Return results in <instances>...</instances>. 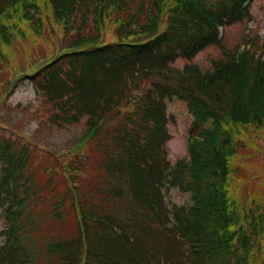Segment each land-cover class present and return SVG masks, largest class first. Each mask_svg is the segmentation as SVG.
Returning <instances> with one entry per match:
<instances>
[{
	"label": "trees",
	"instance_id": "1",
	"mask_svg": "<svg viewBox=\"0 0 264 264\" xmlns=\"http://www.w3.org/2000/svg\"><path fill=\"white\" fill-rule=\"evenodd\" d=\"M46 1L56 22L76 35L67 49L42 56L32 72L13 79L23 67L13 70L4 85L11 90L26 78L54 106V121L85 119L82 141L95 139L104 153L98 148L97 167L82 184L71 168L66 184L62 175L47 173L36 147L0 135L7 226L0 264H264V189L248 202L232 193L229 180L239 145L247 147L242 131L264 123V43L250 40L253 49L239 53L217 25L251 19L250 6L241 10V0ZM146 5L151 13L141 21L139 8ZM44 6L43 0H0V56L12 40L14 16L34 29ZM90 12L95 31L87 33ZM111 14L119 18L118 35L105 41L103 18ZM210 47L221 52L212 69L174 65L178 56L191 59ZM174 97L187 103L193 129L188 156L171 164L165 144L167 100ZM173 187L189 193L190 202L166 201Z\"/></svg>",
	"mask_w": 264,
	"mask_h": 264
},
{
	"label": "rangeland",
	"instance_id": "2",
	"mask_svg": "<svg viewBox=\"0 0 264 264\" xmlns=\"http://www.w3.org/2000/svg\"><path fill=\"white\" fill-rule=\"evenodd\" d=\"M43 1L45 6L41 14L42 21L39 22L38 27L33 29L32 22L17 19L15 15L14 19L11 20L14 26L12 40L1 47L0 135L14 138L21 144L20 147H23V144L36 147L38 149L37 159L41 165L46 166L48 174L58 173L65 180V177L70 178V182V180L72 181L71 168L76 173L78 182L82 184L83 178L92 173L97 167L101 157L98 148L102 149L104 153L103 147L95 145V139L82 141L87 129L85 119L72 124H59L54 121L51 118L54 106L52 103L46 102L43 94L38 92L26 78L18 81L11 90L8 88V83L4 85L8 75L13 70L23 67L22 70L19 69L20 71L17 70L18 72L14 73L13 79L21 77L25 70L27 73L32 72L33 69L45 61L42 56H52L57 49H67L64 45H67L72 37L76 35V32L75 35H71L73 31L64 29L62 25L56 22L50 4L46 0ZM139 10L142 11L139 14V16L141 15V21L144 18L147 19L151 13L148 5L143 9L139 8ZM90 13L93 30L87 31V33L95 31L94 14ZM250 13L251 19L246 18L243 21L224 26L222 35L229 48H238V50L241 49L244 52L247 49H253L252 44L248 43L250 40L259 41V45L264 43V0L251 2ZM168 15L169 13L166 11L162 19V29L163 24L167 25ZM79 19H81L80 13H77L76 23ZM118 21L119 18L113 17L112 14L110 16L104 15L102 39L105 41L117 39ZM66 33H69L67 37ZM219 56H221L219 49L210 47L200 51L191 59L178 56L174 61V65L183 69L187 63L193 62L202 71H206L213 67L212 57ZM36 59H39L37 63H35ZM149 84V81L145 82V85L148 86ZM167 113L169 115L167 128L171 137L167 140L165 147L168 159L171 164H175L179 159L188 156V138L192 133L193 118L188 110L187 103L177 97L167 100ZM209 123L210 121L205 126ZM202 127L195 128L193 134L200 131ZM111 128L112 120L105 126L103 131L105 132ZM242 132L245 138H241L247 142V147L241 149L239 145L237 154L232 159V165L236 166L237 170L232 173L229 180L231 181V187L233 185L232 193L236 196H248L249 202L253 198L259 199L260 190L264 189V123L261 127L251 125ZM247 132L251 133V139L249 140ZM91 146L97 149L96 153ZM86 157L87 159L84 161ZM66 162L70 166H67ZM34 175L38 177V172L35 171ZM236 190H238L237 194ZM166 201L171 204L188 203L190 202V195L173 187L167 191ZM70 202L71 204L74 202L73 194ZM70 216L73 218L72 214ZM4 228L7 229V226L3 223L2 209L0 208V247L4 244L2 232ZM75 230H77V227ZM68 231L69 229H66V232Z\"/></svg>",
	"mask_w": 264,
	"mask_h": 264
}]
</instances>
